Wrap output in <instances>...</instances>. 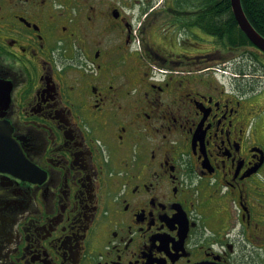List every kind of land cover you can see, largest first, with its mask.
<instances>
[{
  "label": "flooded vegetation",
  "instance_id": "1",
  "mask_svg": "<svg viewBox=\"0 0 264 264\" xmlns=\"http://www.w3.org/2000/svg\"><path fill=\"white\" fill-rule=\"evenodd\" d=\"M178 2L0 0V264H264V53Z\"/></svg>",
  "mask_w": 264,
  "mask_h": 264
},
{
  "label": "trees",
  "instance_id": "2",
  "mask_svg": "<svg viewBox=\"0 0 264 264\" xmlns=\"http://www.w3.org/2000/svg\"><path fill=\"white\" fill-rule=\"evenodd\" d=\"M201 8L197 25L203 34L228 42L233 47L255 45L239 29L231 0H178ZM193 1V2H192ZM244 11L255 30L264 37V0H241ZM197 4L198 6H196ZM182 7V6H181ZM187 7V6H186ZM224 43V42H223Z\"/></svg>",
  "mask_w": 264,
  "mask_h": 264
},
{
  "label": "water",
  "instance_id": "3",
  "mask_svg": "<svg viewBox=\"0 0 264 264\" xmlns=\"http://www.w3.org/2000/svg\"><path fill=\"white\" fill-rule=\"evenodd\" d=\"M231 3L239 28L257 48L264 52V37L250 23L241 0H231ZM24 164L27 167L29 165L12 137L7 136L4 142L0 140V170H5L17 177H21V169L24 168Z\"/></svg>",
  "mask_w": 264,
  "mask_h": 264
},
{
  "label": "rangeland",
  "instance_id": "4",
  "mask_svg": "<svg viewBox=\"0 0 264 264\" xmlns=\"http://www.w3.org/2000/svg\"><path fill=\"white\" fill-rule=\"evenodd\" d=\"M211 41H213V39H212V37H209V36H207V35H205V34H203L202 35V39L200 40V42L202 43V48H200L199 49V52H204V51H206V50H210V48L212 47V45L213 44H211ZM219 46H221L220 44H219ZM218 46V48H220ZM219 65H210L209 66V68H217ZM214 69H211L210 70V72L212 73V74H214V72L215 71H213ZM263 79H261V81H262ZM263 84H264V82H262V85L261 84H258V89L259 88H261L262 86H263Z\"/></svg>",
  "mask_w": 264,
  "mask_h": 264
}]
</instances>
